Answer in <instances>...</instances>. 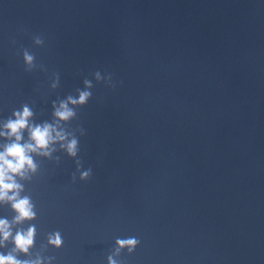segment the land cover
<instances>
[{
	"label": "water",
	"instance_id": "95a60500",
	"mask_svg": "<svg viewBox=\"0 0 264 264\" xmlns=\"http://www.w3.org/2000/svg\"><path fill=\"white\" fill-rule=\"evenodd\" d=\"M86 79L91 96L62 122L76 156L34 154L21 180L36 215L13 229L33 224L35 240L16 255L264 264V2L0 0V118L27 103L51 121Z\"/></svg>",
	"mask_w": 264,
	"mask_h": 264
},
{
	"label": "clouds",
	"instance_id": "9594fccd",
	"mask_svg": "<svg viewBox=\"0 0 264 264\" xmlns=\"http://www.w3.org/2000/svg\"><path fill=\"white\" fill-rule=\"evenodd\" d=\"M264 2V0H262ZM25 63L30 64L33 56L25 51ZM99 78V72L96 73ZM90 80H85V88L78 90V95H69L57 103L53 101V120L35 122L32 108L21 104L14 108L10 116L0 118V204H8L15 213L11 220L7 216H0V248L10 240L11 249L0 251V264H41V258L34 260L20 259L16 253H27L35 240V225L29 224L27 228H15L24 220L33 219L36 215L35 207L29 195H22L24 188L21 180L27 179L37 170L34 154L49 156L57 144L68 155L76 156L78 152V139L66 131L62 122L70 120L75 115L74 105L87 103L91 96ZM89 169L80 172L81 178L89 175ZM48 241L53 246H60L63 238L58 231L49 234ZM139 243L136 236L117 237V250L127 247L134 250ZM108 264H117L111 256Z\"/></svg>",
	"mask_w": 264,
	"mask_h": 264
}]
</instances>
